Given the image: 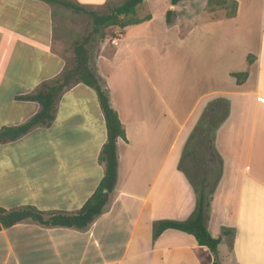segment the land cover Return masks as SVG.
<instances>
[{
	"label": "crops",
	"instance_id": "crops-1",
	"mask_svg": "<svg viewBox=\"0 0 264 264\" xmlns=\"http://www.w3.org/2000/svg\"><path fill=\"white\" fill-rule=\"evenodd\" d=\"M68 1L102 12L123 0ZM80 15L0 0V131L28 122L40 107L20 98L70 68ZM121 19L132 22L110 27L122 32L118 45L106 37L90 63L124 131L114 190L83 229L0 227V264H264V0H144ZM220 100L226 117L213 123L225 109L217 107L210 121L222 167L205 217L220 239L214 256L188 234L155 238L154 230L192 216L196 195L178 169L181 151ZM106 141L96 92L81 84L64 91L50 126L0 142V208L77 213L104 176Z\"/></svg>",
	"mask_w": 264,
	"mask_h": 264
},
{
	"label": "trees",
	"instance_id": "trees-1",
	"mask_svg": "<svg viewBox=\"0 0 264 264\" xmlns=\"http://www.w3.org/2000/svg\"><path fill=\"white\" fill-rule=\"evenodd\" d=\"M39 1L64 7L75 14H85L91 19L92 29L88 35L75 41L73 44L74 61L71 68L63 71L51 84H44L35 93L20 98L37 103L40 109L25 124L17 127L3 128L0 131V142H13L25 136L36 127L50 126L54 120L55 103L59 95L73 86L81 84L96 92L104 117L107 141L101 151V160L105 164V173L93 195L77 213L45 215L33 207L19 208L11 211L0 208V227L7 229L22 222L31 221L49 228L83 229L101 215L107 204L109 195L114 190L117 180L116 143L118 139H124L122 125L118 115L110 105L107 90L90 65V46L102 29L110 27L123 29L128 26L132 21H124L121 18L134 16L137 7L144 0H123L111 6L103 14L88 11L68 0ZM180 1L171 0V4L172 6H176ZM173 16L174 12H167V24L172 23ZM233 77L239 82V79H243L245 74H233ZM222 106L225 109L221 120L226 117L227 103L225 101L220 100L211 105L210 110L205 114L204 120L194 129L186 143L178 166V169L184 173L196 195V204L192 216L182 222L161 221L154 230L155 238L166 230H176L188 234L194 237L199 246L207 248L214 256H217L220 239H215L209 234L205 225V217L210 207L214 188L221 174L222 161L214 148V132L217 126H214L210 119L216 116L217 107L220 108ZM185 164H190V166L184 168Z\"/></svg>",
	"mask_w": 264,
	"mask_h": 264
},
{
	"label": "rangeland",
	"instance_id": "rangeland-1",
	"mask_svg": "<svg viewBox=\"0 0 264 264\" xmlns=\"http://www.w3.org/2000/svg\"><path fill=\"white\" fill-rule=\"evenodd\" d=\"M110 7H108V9H109ZM107 9V10H108ZM107 10H104V11H100V10H98V11H96L97 13H99V14H103V13H106L107 12ZM77 24H78V26H79V29H81L82 31H81V36L82 37H84V36H86V35H88L90 32H91V29H92V22H91V19L88 17V16H86L85 14H82V15H80V17H79V19H77V22H76ZM117 30V28H110L109 30L107 29H102L101 30V32H100V34L99 35H97L96 37H95V41L91 44V46H90V57H91V65H93V62H94V57H95V54H96V51H97V48H98V45H99V43L103 40V39H105L106 37L108 38H110V36L112 35V36H114V31H116ZM81 37V38H82ZM103 37V38H102ZM80 38V39H81ZM118 45V44H117ZM116 45V46H117ZM115 46V47H116ZM73 64V63H72ZM72 64H70V68H71V66H72ZM223 113H224V108H222V109H220V111H219V114L213 119V123L214 124H216L221 118H222V115H223ZM194 131V130H193ZM193 131H192V133H193ZM191 133V134H192ZM191 134H190V136H191ZM190 136H189V138H190ZM189 138H188V140H189ZM188 140H187V142H188ZM186 142V143H187ZM186 145V144H185ZM184 148H185V146L184 147H182V151H181V157H182V154H183V151H184ZM180 160H181V158H180ZM180 164V163H179ZM190 166V164H185L184 165V168H188Z\"/></svg>",
	"mask_w": 264,
	"mask_h": 264
},
{
	"label": "built area",
	"instance_id": "built-area-1",
	"mask_svg": "<svg viewBox=\"0 0 264 264\" xmlns=\"http://www.w3.org/2000/svg\"><path fill=\"white\" fill-rule=\"evenodd\" d=\"M114 36L111 37L110 39V43L111 45H117L120 41V38H121V35H122V32L120 29H117L116 31H114Z\"/></svg>",
	"mask_w": 264,
	"mask_h": 264
},
{
	"label": "water",
	"instance_id": "water-1",
	"mask_svg": "<svg viewBox=\"0 0 264 264\" xmlns=\"http://www.w3.org/2000/svg\"><path fill=\"white\" fill-rule=\"evenodd\" d=\"M216 264H220L219 260L216 258Z\"/></svg>",
	"mask_w": 264,
	"mask_h": 264
}]
</instances>
